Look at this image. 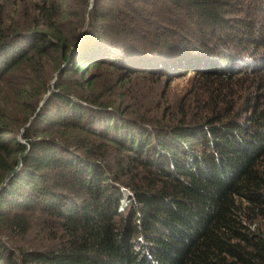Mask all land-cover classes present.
<instances>
[{
  "label": "trees",
  "instance_id": "obj_1",
  "mask_svg": "<svg viewBox=\"0 0 264 264\" xmlns=\"http://www.w3.org/2000/svg\"><path fill=\"white\" fill-rule=\"evenodd\" d=\"M0 264H264V0H0Z\"/></svg>",
  "mask_w": 264,
  "mask_h": 264
},
{
  "label": "rangeland",
  "instance_id": "obj_2",
  "mask_svg": "<svg viewBox=\"0 0 264 264\" xmlns=\"http://www.w3.org/2000/svg\"><path fill=\"white\" fill-rule=\"evenodd\" d=\"M192 76L193 74H190L174 81L163 78L160 84V94L167 95L172 100L180 98L181 95L189 91L188 88L192 81ZM149 98H151L150 95Z\"/></svg>",
  "mask_w": 264,
  "mask_h": 264
},
{
  "label": "water",
  "instance_id": "obj_3",
  "mask_svg": "<svg viewBox=\"0 0 264 264\" xmlns=\"http://www.w3.org/2000/svg\"><path fill=\"white\" fill-rule=\"evenodd\" d=\"M24 155H25V153H22V154H20L19 155V157H18V160H17V166H16V168L12 171V172H10V173H8L7 174V176H6V179H9L10 177H12L13 176V174L20 168V166H21V160H22V158L24 157ZM6 182V181H5ZM4 182V183H5ZM3 183V184H4ZM127 193V192H126Z\"/></svg>",
  "mask_w": 264,
  "mask_h": 264
}]
</instances>
